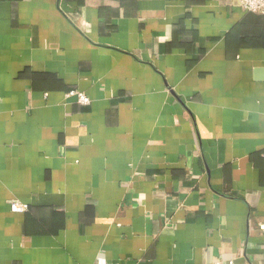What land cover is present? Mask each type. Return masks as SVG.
<instances>
[{
  "label": "crops",
  "instance_id": "1",
  "mask_svg": "<svg viewBox=\"0 0 264 264\" xmlns=\"http://www.w3.org/2000/svg\"><path fill=\"white\" fill-rule=\"evenodd\" d=\"M261 226L264 15L0 0V264H264Z\"/></svg>",
  "mask_w": 264,
  "mask_h": 264
},
{
  "label": "built area",
  "instance_id": "2",
  "mask_svg": "<svg viewBox=\"0 0 264 264\" xmlns=\"http://www.w3.org/2000/svg\"><path fill=\"white\" fill-rule=\"evenodd\" d=\"M237 5L245 12L264 15V0H237ZM66 98H74L76 103L80 106L90 105V99L82 92L71 90L65 95ZM10 211L12 213H22L26 211V206L14 203L11 205ZM261 231H264V227H260ZM229 262L228 264H232Z\"/></svg>",
  "mask_w": 264,
  "mask_h": 264
}]
</instances>
